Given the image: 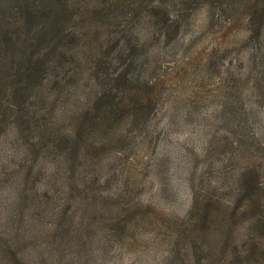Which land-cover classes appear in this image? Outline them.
<instances>
[{
	"label": "trees",
	"instance_id": "16d2710c",
	"mask_svg": "<svg viewBox=\"0 0 264 264\" xmlns=\"http://www.w3.org/2000/svg\"><path fill=\"white\" fill-rule=\"evenodd\" d=\"M192 1L0 0V134L12 128L22 149L10 159L15 167L0 171V188L9 192L0 200V264H78L72 240L89 241L76 230V212L62 205L85 201L100 210L105 197L89 188L88 148L123 124H142L141 88L155 84L141 78L144 59L154 41L167 43L186 27L191 12L181 10ZM226 11L219 12L224 22L234 18ZM32 14L41 19L12 68L3 61L6 19L20 30ZM245 22L248 52L235 75L244 88L228 109L231 136L223 143L248 163L232 176L225 203L191 184L188 215L204 228L202 243L211 233L217 239L216 249L201 248L206 259L217 251L227 264H264V0L250 1ZM47 94L54 95L47 114L39 113L35 103ZM66 100L71 108L60 106Z\"/></svg>",
	"mask_w": 264,
	"mask_h": 264
},
{
	"label": "rangeland",
	"instance_id": "374dc122",
	"mask_svg": "<svg viewBox=\"0 0 264 264\" xmlns=\"http://www.w3.org/2000/svg\"><path fill=\"white\" fill-rule=\"evenodd\" d=\"M224 1L193 0L181 10L191 12L186 27L169 42L148 46L141 78L155 84L141 88L140 102L148 110L139 117L142 124H123L117 135L89 146L84 161L89 188L105 200L97 205L98 211L85 201L62 205L76 212V230L89 241L86 245L81 238L72 240L76 243L70 249L79 252L78 264H198L204 257L201 248L219 246L212 233L208 243H202L204 228L188 210L191 184L196 193H215L225 203L232 176L248 163L234 157L223 139L231 136L228 109L236 104L235 91L244 88L235 75L242 71L248 52L245 17L251 0ZM224 6L234 17L230 21L224 22L219 13ZM39 19L33 16L20 30L6 19L5 64L14 68ZM94 33L88 35L91 47L97 45ZM53 96L35 103L39 113L47 114ZM71 103L66 100L60 106L71 108ZM19 146L12 128L0 134V171L15 167L10 159L22 153ZM259 161L257 156L254 163ZM1 188L5 203L9 192ZM216 252L199 263L227 264Z\"/></svg>",
	"mask_w": 264,
	"mask_h": 264
}]
</instances>
